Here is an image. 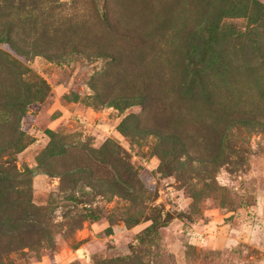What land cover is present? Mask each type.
Returning <instances> with one entry per match:
<instances>
[{
	"label": "rangeland",
	"instance_id": "1",
	"mask_svg": "<svg viewBox=\"0 0 264 264\" xmlns=\"http://www.w3.org/2000/svg\"><path fill=\"white\" fill-rule=\"evenodd\" d=\"M224 3L0 12V264H264V0Z\"/></svg>",
	"mask_w": 264,
	"mask_h": 264
},
{
	"label": "trees",
	"instance_id": "2",
	"mask_svg": "<svg viewBox=\"0 0 264 264\" xmlns=\"http://www.w3.org/2000/svg\"><path fill=\"white\" fill-rule=\"evenodd\" d=\"M60 2V0H57V2ZM218 1V5L214 7V13L215 15H218V14H228L229 13V8H227V5L226 3H224V0H217ZM256 1V0H252V3ZM45 3V0H31L30 3H26V1L24 0H19L17 2L18 4V8L14 9L13 5L16 4V0H0V12H3L4 10H12L11 13H9L8 15H6L7 18H13L15 17L16 15H18V22H21V18L22 17H19V15H22L23 14V11L25 13V7L26 6H30V7H34V8H37L38 5L40 4H44ZM260 5V4H259ZM58 8H62V4H58L57 6ZM261 8L264 9V5H260ZM62 12L64 11L63 9H61ZM239 12V10H238ZM255 10H254V6L252 4V14H254ZM109 12H105V22H107L106 24L108 26H113V24H111V20L108 19V14ZM233 14H236L233 12ZM3 19V15H0V29L3 27L2 24H1V21ZM16 20L14 19H7L6 22H5V26H7V29H14L15 26H16ZM63 25H64V22H63ZM25 27V26H24ZM26 31H29L28 28H24ZM7 30L6 33H10V31ZM11 179H6V178H0V189L5 187L7 184V181H10ZM117 186L119 185L118 183H115ZM10 187H13V185L11 184L10 186H8L7 189H9ZM1 197H2V193H1V190H0V206H3L5 204V202H8L10 200V198L8 196H5L3 197L4 200H1ZM11 203V202H10ZM13 204H15V202H13ZM25 214V212H24ZM25 220V218H22L20 219V221H23ZM27 226V225H26ZM26 226L22 227V229L20 230V232H25V229H26Z\"/></svg>",
	"mask_w": 264,
	"mask_h": 264
}]
</instances>
